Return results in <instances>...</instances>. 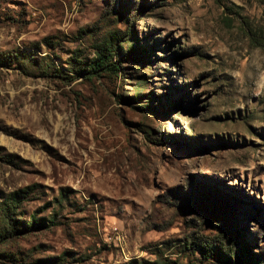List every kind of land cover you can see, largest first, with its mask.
<instances>
[{
	"label": "rangeland",
	"instance_id": "1",
	"mask_svg": "<svg viewBox=\"0 0 264 264\" xmlns=\"http://www.w3.org/2000/svg\"><path fill=\"white\" fill-rule=\"evenodd\" d=\"M248 21L260 0H0V264H264Z\"/></svg>",
	"mask_w": 264,
	"mask_h": 264
},
{
	"label": "trees",
	"instance_id": "2",
	"mask_svg": "<svg viewBox=\"0 0 264 264\" xmlns=\"http://www.w3.org/2000/svg\"><path fill=\"white\" fill-rule=\"evenodd\" d=\"M260 3L264 6V0H260ZM245 25H246L245 33L250 45L260 49L261 51H264V25L258 21L256 22L252 21L251 23L248 21V23L246 22ZM118 39H119L118 36L115 33H112L108 36V38L102 40L96 46L97 48L95 51V58L90 66L91 73L97 72L101 69H105L108 71H116L118 69V64H115L112 61L113 51L117 45V42L115 41H118ZM30 190L31 187L29 186L25 187L24 189L16 190L11 194L12 195V197L10 198L11 201L16 202L15 205H20L22 199L25 198L23 193H29ZM31 219L33 221L32 223H30V225L36 224L35 217L33 216ZM10 227L11 230H13L12 221ZM231 254H232L231 251L227 250L226 254L223 255V260L225 261L224 264H246L245 262L240 260V255H241L240 253H237V258L232 257ZM246 262L250 264L251 263L254 264V260L251 259L247 260Z\"/></svg>",
	"mask_w": 264,
	"mask_h": 264
}]
</instances>
